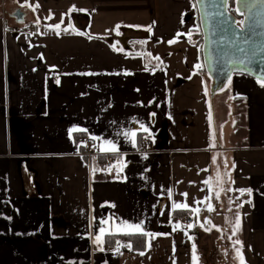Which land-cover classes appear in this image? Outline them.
Masks as SVG:
<instances>
[{
    "label": "crops",
    "instance_id": "obj_1",
    "mask_svg": "<svg viewBox=\"0 0 264 264\" xmlns=\"http://www.w3.org/2000/svg\"><path fill=\"white\" fill-rule=\"evenodd\" d=\"M153 22L151 34L129 27ZM56 23L59 35L49 28ZM197 26L195 0H0V264H192L193 243L198 264H239L237 239L246 264H264V87L238 73L227 90L205 95L211 78L199 30L191 42L181 35L168 43ZM141 122L154 143L143 138ZM73 126L87 132L70 140ZM128 131L137 132L135 147L122 135ZM213 132L216 146L210 147ZM83 136L100 137L99 144L112 140L120 151L88 158L84 146L77 148ZM111 155L126 162L120 178L115 168L93 177L90 167L101 168ZM218 167L225 189L219 200ZM228 188L252 192L237 199ZM205 196L212 197L213 212L207 202L196 203ZM177 202L189 208L176 210ZM180 211L189 214L176 216ZM237 212L242 227L233 236ZM113 214L143 219L146 230L167 235L152 239L150 248L145 237L143 256L124 247L116 253L115 241H129L114 236L105 238L101 252L89 233L97 234L100 219ZM186 217L194 219L193 228L183 227ZM176 223L182 227L173 232Z\"/></svg>",
    "mask_w": 264,
    "mask_h": 264
},
{
    "label": "snow or ice",
    "instance_id": "obj_2",
    "mask_svg": "<svg viewBox=\"0 0 264 264\" xmlns=\"http://www.w3.org/2000/svg\"><path fill=\"white\" fill-rule=\"evenodd\" d=\"M258 2H264V0H250V2L246 5L247 9H248V17H247V22L246 21H240L239 24H235V22L233 21V25L236 28H239L242 25H245V23H247V28L246 31L241 32L240 36H241V40L243 42V44L247 45L248 47H239L237 50L239 53L242 54V57L238 60V63L244 65V68H248V65L254 63L256 61V56H257V52L259 51V49L261 47H264V45H258L257 44V39L256 37L260 36V35H264V32H260L258 31V27H259V21L257 20V12L255 11L256 9V5ZM227 3L228 0H209V4L207 5L208 7H211L213 9V11L211 13H209L208 15L210 16V18L212 19L213 22V27H212V32H216L217 30L219 31H224V24H225V19L224 17L227 14ZM38 7V5H37ZM74 10V8H73ZM237 11H239V9H237ZM51 18V17H48ZM183 22V21H182ZM37 23H39V20H37ZM155 25V22H153V24L148 25V26H132L129 25V27H144V30L149 32L150 34L152 33V29ZM72 25H69L68 28H65V31H68L69 28H72ZM120 27V25L116 26V29L118 30ZM49 28H54L55 30H57V35H59V30L61 28V24L60 23H56L54 25H50ZM75 30V29H73ZM199 30V26L196 27V29H194L193 31H190L186 34H182L177 32L176 33V38L169 40L168 43L169 44H173L178 42V39L181 35H186L187 39L189 42L192 41V36H193V32L194 31H198ZM76 34L78 35H84V33L82 32H76ZM91 38V37H89ZM151 38V35L149 36V39ZM214 42V41H213ZM140 44H146L147 40H141L139 41ZM114 50L117 51H121L123 52L124 49L120 48V49H116L115 46H113ZM137 55H141V53H137ZM148 56H151L152 54L149 52L147 53ZM155 59L159 60V56H156ZM260 63H264V59H262L260 61ZM221 65H223V61H221ZM157 67H159V65H157ZM203 67L202 64L197 63L195 65V68L197 70H201ZM54 68V66H53ZM144 70L147 71L149 70V66L146 64L144 66ZM154 70V69H153ZM241 71H243L244 69H240ZM249 74H253L254 70L253 69H248ZM221 74H223L224 76H226L227 78V83H223L221 84V91L227 90L229 88V85L231 83V72H224L223 71V66L220 69ZM124 75H131L132 73L125 71L123 73ZM82 75H95V73H82ZM191 77H189L190 79ZM258 83L264 87V70H262L261 74L258 75ZM55 82L57 84L60 83L59 77H55ZM204 94L207 95L208 94V88L205 86L204 88ZM239 95V94H237ZM231 98H235V97H231ZM150 104L152 103V101L149 102ZM229 114H231V108L229 106ZM156 116L155 112H152L149 114V118L150 120L152 118H154ZM208 120L211 123L212 121V112H211V107L209 108V113H208ZM136 122V119L133 118V123ZM233 125L235 126V121H233ZM221 130L223 128V125L220 126ZM139 130L142 131V133H144V139H148L151 140L153 143L155 142L154 140V134L150 131V128L148 126H146L145 123H139ZM76 132H87V129L84 128H80L78 126H73L71 128H69L67 130V134L70 140H74L73 138V134ZM122 135L129 140V142L132 144L133 147L136 146V137H137V132L136 131H128V132H123ZM222 131H221V139H222ZM92 140H100V137L97 136H91L90 137ZM215 132H213L211 134V143H210V147H215ZM75 142V141H74ZM80 146H86L84 145V142H80L79 144H77V148L79 149ZM94 148H96L99 152L101 153H112V154H117L119 153V148L117 147V143L112 141V140H103L101 144L93 145ZM143 158H147L146 154L143 156ZM93 160H95V157H93ZM211 161L213 163H216L217 161V156L213 155L211 157ZM126 162L123 160L122 156H118L116 159V162L112 165H108L106 168L101 169L98 166H96L95 164H93L90 167V171L93 175V177L95 176V174L97 172H101V171H106L109 174L112 172V169L115 168L116 169V178H120V173L123 171V169L126 167ZM224 168L227 169V162L225 161L224 164ZM235 169V164H233V170ZM204 171H207V169H205ZM225 175L231 179V174L230 172H225ZM211 182V177H209V179H206L203 181V183L205 185H209ZM217 182L220 184V191H217L215 193V199L219 200L221 192L225 191V189L223 188V178L221 177V173L219 170V167L217 168ZM232 183H234V181H232ZM211 191V189H209ZM227 191H237L239 193V196L237 197V199H239L240 197H242L245 193L251 195L252 189L250 188H239V189H232V188H228ZM167 193L169 196H171V189L167 190ZM181 195L187 197V193H182ZM212 197L210 196H205L203 200L201 201H196L197 204H202L207 202L206 204V210L207 212H213L215 210L213 204L211 203ZM107 203V202H106ZM245 203L250 204L251 200H247V201H242L237 207L238 208H242L244 206ZM105 205H101V207H104ZM111 207H115V205H111ZM155 207V206H154ZM172 207L176 210H183V209H188L189 205L187 203H174L172 205ZM200 208L199 207H194L191 209V211L195 214H198L200 212ZM163 214V213H162ZM7 218V217H5ZM10 219V218H7ZM94 219H96L94 217ZM119 221V223L117 224L116 221ZM111 221V225L106 227V225H109ZM207 224L212 225V221L211 220H207L206 221ZM195 225L194 224H187L185 226H183L186 229H191L193 228ZM181 225L179 223H176L173 227H172V231L175 232L177 230L181 229ZM200 227H204L203 224L200 225ZM212 227H215V225H212ZM241 217H240V213L237 212L236 213V218H235V223H234V227L232 229V235L234 236L239 230H241ZM205 231H211V228H205ZM117 234H122V235H128V236H139L141 238H149L147 247H151V240L155 239L158 235H167L164 233H154L151 231L146 230L145 228V221L143 219L136 221V222H130L128 220H124L122 218L119 217H115L114 214L113 216L110 217H105V218H101L100 222H99V226H98V233L95 234L93 236L92 233H89V238L92 239V242L95 243L98 246V250L103 252L104 251V243H105V238L106 237H113ZM185 235H187V232H185ZM189 240H192L193 237L192 236H188ZM232 239V236H229V240ZM116 247L114 249V251L116 253H120V249L121 247L127 248L129 251L133 250V244L131 242H128L126 244H121V242L119 240L115 241ZM236 245H240V247H235ZM233 247L235 248V258H237L239 260V264H246V261L243 257L242 254V248H243V243L240 240H235L233 241ZM173 251H175V244H173ZM192 264H198V255H197V246L195 243L192 244ZM139 255L143 256L145 255L144 251H140ZM69 264H74V262H69ZM173 264H175V261H173Z\"/></svg>",
    "mask_w": 264,
    "mask_h": 264
},
{
    "label": "water",
    "instance_id": "obj_3",
    "mask_svg": "<svg viewBox=\"0 0 264 264\" xmlns=\"http://www.w3.org/2000/svg\"><path fill=\"white\" fill-rule=\"evenodd\" d=\"M229 1L230 0H228L227 3L228 11L224 17L226 22L223 27L225 30L212 32L213 22L208 14L211 13L213 9L207 6L209 0H195L203 35L202 53L204 67L212 81L210 86L212 96L220 91L222 82L227 83L226 76L220 72L222 66L224 72H231V76L238 73L246 74L256 80H258V75L264 70V63H260V61L264 59V47L259 49L256 61L248 65V68H244V65L238 63L242 54L239 53L237 49L239 47H248L243 44L240 36L241 32L246 31L247 23L236 28L233 25V21L235 24H239L242 20L247 22L248 9L246 5L250 0H237L236 2V10L239 9L237 13L239 17H241V20L229 10ZM255 11L257 12V20L259 21L257 30L264 32V2H258ZM16 16L19 20L23 19V14L21 12H17ZM256 39L258 45H264V35H260L256 37ZM221 61H223V65H221ZM249 68L254 70L253 74H249ZM240 69L244 70L241 71Z\"/></svg>",
    "mask_w": 264,
    "mask_h": 264
},
{
    "label": "built area",
    "instance_id": "obj_4",
    "mask_svg": "<svg viewBox=\"0 0 264 264\" xmlns=\"http://www.w3.org/2000/svg\"><path fill=\"white\" fill-rule=\"evenodd\" d=\"M33 33V31L31 30L29 33H28V37L31 36V34ZM84 142V145L86 146H82L84 148V150L82 151V155L88 157V158H92L94 156H100L102 155L101 152H99L96 148L93 147L94 144L96 145H99V142L98 140H92L90 138V136H83L82 138H80L79 140V143L80 142ZM116 162V156H110L109 158L106 159V161H104L103 163H101V168L104 169L106 168L108 165H112ZM185 223L186 224H189V223H193L194 222V219L192 217H186L185 218Z\"/></svg>",
    "mask_w": 264,
    "mask_h": 264
},
{
    "label": "trees",
    "instance_id": "obj_5",
    "mask_svg": "<svg viewBox=\"0 0 264 264\" xmlns=\"http://www.w3.org/2000/svg\"><path fill=\"white\" fill-rule=\"evenodd\" d=\"M235 0H233V5H235ZM230 10V9H229ZM232 11V10H230ZM234 13L237 15L236 11H234ZM199 41L202 45L203 43V35H202V31L199 30ZM206 70V69H205ZM105 160V158H104ZM188 211H180V212H176V216H184V215H188ZM115 238H120L122 237L123 239H125L126 241H129L133 244V249L137 250V251H143L145 249V245H146V238H141L139 236H128V235H117L114 236ZM121 238V239H122ZM111 242V241H110ZM112 244V243H111Z\"/></svg>",
    "mask_w": 264,
    "mask_h": 264
},
{
    "label": "rangeland",
    "instance_id": "obj_6",
    "mask_svg": "<svg viewBox=\"0 0 264 264\" xmlns=\"http://www.w3.org/2000/svg\"><path fill=\"white\" fill-rule=\"evenodd\" d=\"M230 9H232V8H230ZM211 84H212V81H210V83H209V86H208V89H209V90H210V86H211ZM210 99H211V97H210ZM231 116H232V115H231ZM231 118H232V117H231ZM231 118H230V122H231V120H232ZM221 122H222L221 119L218 118V119H217V126H218V131H219L220 134H221V131H223V128H222V130H221V127H220V126L222 125ZM230 122H229V123H230ZM230 128H231V124H229V126L226 128V131L228 132V134H230V132H231V129H230ZM222 134H223V133H222ZM222 140H223V135H222V139H221V141H222ZM225 142H226V143H229V141H228L227 139H225Z\"/></svg>",
    "mask_w": 264,
    "mask_h": 264
},
{
    "label": "flooded vegetation",
    "instance_id": "obj_7",
    "mask_svg": "<svg viewBox=\"0 0 264 264\" xmlns=\"http://www.w3.org/2000/svg\"><path fill=\"white\" fill-rule=\"evenodd\" d=\"M235 1L237 2V0H235ZM236 2H235V5H233V0H230V1H229V9L232 8V9H230V10H232L231 12H232L233 14H235L234 11H236V13H237V10H236ZM235 15H236V14H235ZM236 16H238L239 20H241V17H239V14H238V13H237Z\"/></svg>",
    "mask_w": 264,
    "mask_h": 264
}]
</instances>
